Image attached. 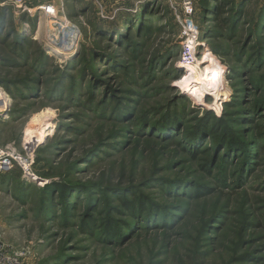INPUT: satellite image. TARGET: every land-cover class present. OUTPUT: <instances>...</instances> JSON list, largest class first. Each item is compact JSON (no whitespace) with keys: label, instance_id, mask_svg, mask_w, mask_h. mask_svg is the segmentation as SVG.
I'll use <instances>...</instances> for the list:
<instances>
[{"label":"rangeland","instance_id":"rangeland-1","mask_svg":"<svg viewBox=\"0 0 264 264\" xmlns=\"http://www.w3.org/2000/svg\"><path fill=\"white\" fill-rule=\"evenodd\" d=\"M150 1L113 0L119 14L101 20L89 0H65L80 41L52 54L24 36L34 44L21 57L5 11L0 79L13 105L0 144L34 165L33 178L0 174V237L23 264H264V0H235L234 16L228 1L195 0L204 45L185 67L183 27L168 2L157 11ZM139 9L132 39L114 43L108 27ZM53 26L31 35L54 38ZM41 50L50 65L32 68ZM42 114L48 122L28 135ZM225 131L237 149H223ZM51 184L68 194L45 193ZM138 198L175 215L136 218L124 204ZM109 222L123 226L118 243Z\"/></svg>","mask_w":264,"mask_h":264},{"label":"built area","instance_id":"built-area-1","mask_svg":"<svg viewBox=\"0 0 264 264\" xmlns=\"http://www.w3.org/2000/svg\"><path fill=\"white\" fill-rule=\"evenodd\" d=\"M83 1V0H76ZM87 1V0H86ZM97 9V14L101 20H114L119 14L121 7L107 9V4L113 0H89ZM160 1V0H157ZM177 16L178 22L183 27L182 30V51L181 59L186 65L195 62L198 52L203 47L201 42V27L195 21L196 1L195 0H163ZM65 3L62 0V7L53 4L47 0H0V23L3 22L1 13L10 9L12 16L15 17L16 29L21 36H31L34 40H42L43 44L51 47V53H64L69 50L61 46L60 42H70L71 45L77 43L82 38V32L71 25V22L62 17L61 11L65 10ZM5 9V10H4ZM65 16V15H63ZM62 21L59 23V21ZM50 21L53 23V37L51 34L44 36V39L38 34L31 35V27L34 24L40 25L41 22ZM35 22V23H33ZM37 22V23H36ZM75 33V37H73ZM30 34V35H29ZM77 38V40H76ZM13 105V96L0 85V120H9L11 117V107ZM34 159L29 153L24 155L18 151L15 144H0V174H5L15 167L20 169L22 176L33 178ZM21 251L8 245L0 237V264H23Z\"/></svg>","mask_w":264,"mask_h":264},{"label":"trees","instance_id":"trees-1","mask_svg":"<svg viewBox=\"0 0 264 264\" xmlns=\"http://www.w3.org/2000/svg\"><path fill=\"white\" fill-rule=\"evenodd\" d=\"M204 4V6L206 7L207 6V0H201ZM200 1V2H201ZM223 2H229L230 5L231 3L233 4L232 5V8H230L229 10V13H233V16L235 14V8L237 9L236 7V2L235 0H221ZM150 4V5H149ZM157 5H159V1L157 0H151L149 3L146 4V8H154L155 10H157L158 8H161L160 7H157ZM246 5V3H245ZM150 6V7H149ZM209 6V5H208ZM207 6V7H208ZM166 8V7H165ZM144 9V7H143ZM239 10L243 11L242 8H239ZM158 11V10H157ZM144 11H142L141 9L137 10L136 14H132L130 13L129 15H125L123 16L122 20L120 22L118 21H113L115 23H117V26H114V24H112V27L108 29H112L113 31L111 32L110 34V37H112L113 39V42L114 43H117V44H123V42L125 40H128L129 38L132 39L133 37V33L134 31H132L137 24L141 23L142 24V21H143V18L141 17L143 15ZM154 13V12H153ZM6 15V12L3 11L1 13V16L3 17V22L0 23V37H1V33L3 32L4 28H5V24L6 22L8 21V16H5ZM138 19V20H136ZM241 19V18H240ZM133 20V22H132ZM132 29V30H131ZM127 34H130V37L127 36ZM25 36V35H24ZM24 36H21V35H18V36H14L13 38V41L12 43L10 44V47L13 49V51H15V53L21 57V55L19 54L18 50L21 49V48H24L26 46V43L28 41V43H32L34 44V42H32L30 40V38L28 37H24ZM8 38H10V34H8V36L6 38H4V42H6L8 40ZM24 38V39H23ZM130 42H134L132 40H130ZM0 58H3L1 55H0ZM10 61V59H9ZM8 61V62H9ZM80 61V59H79ZM50 63H48L47 61V58L45 56V53H44V50H41V54L38 56V57H35L32 64H31V67H37V68H41V67H49ZM30 83V80H26ZM11 81L7 82L5 80H1L0 79V85H3L4 87H6L7 91L11 93V91L8 89V84L10 83ZM16 82H19V81H16ZM35 82V80H33V83ZM32 85V84H31ZM32 89H35L34 87H31L30 86V92H34L35 90H32ZM199 124V123H198ZM203 125L200 124L199 127H202ZM206 127L204 126L203 127V131H206L205 129ZM198 129V128H197ZM207 134L209 133V131L207 130L206 131ZM227 131H225V134L224 136H222L224 138V140L222 141L224 143V145L221 143V145H223V149L225 150H234L235 148L237 149V141L234 140L233 137H230V135H227ZM193 136L195 135H192L191 133L189 134L188 136V139H192L191 142H193V140L195 138H193ZM197 137V136H196ZM240 145H238L239 147ZM54 190L55 193H60L62 192L63 194L67 195L69 191H67L65 188H64V185L62 184H56L54 187L53 185H48L46 186V188L44 189L45 193H52ZM125 206L129 207L128 209L134 211L135 208L134 207H137V209L132 212L133 215H136V216H139V217H136V218H140L145 216V217H158L160 216V219L163 220L165 218H167L169 215L170 217H172L173 215H175L173 212H171V210H168L167 209H161V207L159 206L160 204H158L157 206L154 205L153 203H148L146 202L144 199H134V200H131V201H128L124 204ZM173 213V214H172ZM106 224V227H105V233H106V236L107 238L110 240H112V242L114 243H118L122 240V236H123V226L122 228L117 226L116 223H113V222H109V223H105ZM197 264H200L199 262H197Z\"/></svg>","mask_w":264,"mask_h":264},{"label":"bare ground","instance_id":"bare-ground-1","mask_svg":"<svg viewBox=\"0 0 264 264\" xmlns=\"http://www.w3.org/2000/svg\"><path fill=\"white\" fill-rule=\"evenodd\" d=\"M51 33V32H50ZM49 33V34H50ZM47 35V34H46ZM75 33H73V37ZM62 42V41H61ZM67 43V42H66ZM63 46V45H62ZM68 55V54H67ZM49 114V113H48ZM48 114H42L41 116H37L35 119H34V122H33V125L31 126V128L28 130V135H32L36 132V130L39 128V125H42V124H46L48 122V119H49V115Z\"/></svg>","mask_w":264,"mask_h":264},{"label":"crops","instance_id":"crops-1","mask_svg":"<svg viewBox=\"0 0 264 264\" xmlns=\"http://www.w3.org/2000/svg\"><path fill=\"white\" fill-rule=\"evenodd\" d=\"M65 1V0H64ZM66 1H68V0H66ZM80 3H82L81 1H79Z\"/></svg>","mask_w":264,"mask_h":264}]
</instances>
